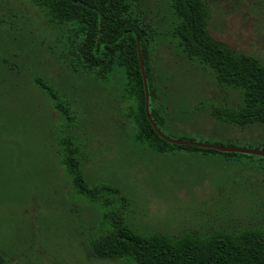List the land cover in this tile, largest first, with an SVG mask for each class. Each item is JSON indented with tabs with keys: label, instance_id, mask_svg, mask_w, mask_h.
Segmentation results:
<instances>
[{
	"label": "rangeland",
	"instance_id": "374dc122",
	"mask_svg": "<svg viewBox=\"0 0 264 264\" xmlns=\"http://www.w3.org/2000/svg\"><path fill=\"white\" fill-rule=\"evenodd\" d=\"M142 1L161 16L167 8V0ZM205 3L211 35L264 64V0ZM48 17L33 0H0V253L7 264H121L91 250L119 219L176 237L264 231V156L140 135L124 76L99 84L72 67L62 27ZM156 34L148 100L165 109L161 130L264 149V124L238 127L212 114L239 106L240 91L217 83L164 27ZM69 158L89 188L107 191L82 193Z\"/></svg>",
	"mask_w": 264,
	"mask_h": 264
},
{
	"label": "trees",
	"instance_id": "16d2710c",
	"mask_svg": "<svg viewBox=\"0 0 264 264\" xmlns=\"http://www.w3.org/2000/svg\"><path fill=\"white\" fill-rule=\"evenodd\" d=\"M33 2L46 9L51 22L62 27L63 53L71 60L72 67L82 71L85 77L98 80L99 84L114 81L120 73L124 76L123 86L133 93L134 104L128 108L140 135L170 143L157 133L149 120L148 113L160 128L165 122V109L146 99L139 58L140 50L154 99L149 70L152 54H156L160 44L156 32L162 27L187 57L211 71L217 83L240 91L239 106L214 108V117L238 127L264 124V64L259 58L237 52L211 35L205 0H167L162 16L146 7L142 0ZM38 85L54 96L46 84ZM57 108L67 112L61 104ZM68 162L82 193L94 195L100 190L107 191L105 186L89 188L78 163H73L71 158ZM91 250L101 259L121 264H264V231L220 230L206 236L184 233L176 237L163 232H142L127 220L119 219L113 221L106 234L92 241ZM0 264H7L1 253Z\"/></svg>",
	"mask_w": 264,
	"mask_h": 264
},
{
	"label": "water",
	"instance_id": "95a60500",
	"mask_svg": "<svg viewBox=\"0 0 264 264\" xmlns=\"http://www.w3.org/2000/svg\"><path fill=\"white\" fill-rule=\"evenodd\" d=\"M139 58L141 62V70L143 74V80H144V87H145V94L146 99L149 98V89H148V81H147V75L145 72L143 60L141 51L139 50ZM149 120L151 121L153 127L157 131V133L166 141L170 143H176V144H186V145H193L196 147H203V148H211L216 149L218 151L222 152H241V153H247V154H256L260 156H264V149L254 148V147H245V146H237V145H226V144H220V143H211L207 141H197L192 139H177L172 138L168 135H166L155 123V121L152 119L151 115L148 113Z\"/></svg>",
	"mask_w": 264,
	"mask_h": 264
}]
</instances>
